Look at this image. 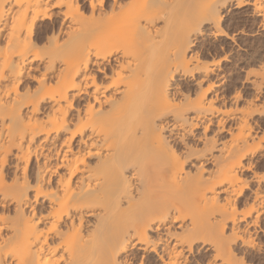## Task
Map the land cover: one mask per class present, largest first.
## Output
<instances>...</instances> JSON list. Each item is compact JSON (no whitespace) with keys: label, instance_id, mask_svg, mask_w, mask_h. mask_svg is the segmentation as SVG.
Instances as JSON below:
<instances>
[{"label":"bare ground","instance_id":"bare-ground-1","mask_svg":"<svg viewBox=\"0 0 264 264\" xmlns=\"http://www.w3.org/2000/svg\"><path fill=\"white\" fill-rule=\"evenodd\" d=\"M230 4L264 29V0H0V264H186L199 246L246 264L264 99L239 107L220 62L191 54L203 26L224 35ZM198 124L200 145L185 143Z\"/></svg>","mask_w":264,"mask_h":264},{"label":"rangeland","instance_id":"rangeland-1","mask_svg":"<svg viewBox=\"0 0 264 264\" xmlns=\"http://www.w3.org/2000/svg\"><path fill=\"white\" fill-rule=\"evenodd\" d=\"M233 6L234 4H230V6L224 7V9L223 8L221 9L223 13L221 24H222L223 31L225 32L224 35H222L221 37L213 38L212 35L211 36L206 35L209 32L207 29L208 26H203L202 28H200V31L201 32L203 31V32L196 36V40H195L196 43L194 42V45L191 48L192 50L191 54L194 52L198 58V62L199 60H201L199 62V64L201 63L200 65L202 64L205 65L206 63H207L206 65H211V64L217 63L218 61L220 62L222 67L216 73V75H218V77L216 78L218 79L217 80L218 83L223 89H228V88L232 89L233 87L232 91L234 89L239 90V92L241 93V99L239 101L238 106L244 108L246 106L244 105L245 101H250V99L253 100V98L256 95L258 96L257 97L258 101H256L255 104L259 105L260 102L263 101L262 99H264V87L261 86L263 85V81H264V73H263L264 70L262 69L264 68V29H261V24H260L261 20L259 17L253 14L251 7L247 6L244 8L242 7L239 9H235ZM47 23H48L47 21L40 23L38 29H42V27L44 25H47ZM223 53L225 54L223 55ZM225 57L228 59V61L225 60L226 59ZM204 62L206 63L204 64ZM38 64L39 63H36L34 64V66H37ZM248 72H250V74ZM37 74H39V72ZM178 75H175L172 84L173 83L178 84V87L181 89V92H185L187 89L188 91H191L192 89V92H198L196 91L198 90V88L195 87L194 85L195 80L193 81V79L198 77L199 75L194 74L193 79L190 76L183 78L182 76L180 75L178 76ZM246 78H248V80L250 81H256V83L258 84L260 83V89L257 90V88L251 86L250 83L246 82ZM204 86L206 87V85L204 84L202 86V89L205 88ZM259 92L260 94L258 95ZM188 115L189 114H186V118L190 117V115L189 116ZM254 118L257 120L264 119L263 116L262 117L254 116ZM262 129H264V127ZM192 131H193V134L186 132V134L184 135L185 143L188 141L189 144H196L199 146L200 143L198 142L197 137L200 135H201L200 137H203V133L201 132L202 125L198 124V127L193 129ZM263 131L264 130H259L257 132L256 138H254L253 143H250L251 145L252 144L254 145V143L257 144L258 142L260 143L261 142L260 140H262L263 142L264 140L262 138L264 136ZM163 134L168 137L171 135V133H169L166 129L163 131ZM205 136L206 137L208 136L209 138H211L212 135L209 131V132H206ZM174 137L175 136H172V139H174ZM219 137L222 138L221 140H225L228 138L227 136L225 137V134L224 135L220 134ZM221 140L218 141L216 144L219 145V143L222 142ZM179 143L180 142H178V145L181 146L182 143L180 144ZM50 144L51 142L50 143L48 142L45 145L49 146ZM45 145L43 146L44 147L43 150H46L47 148ZM260 153L264 154V151L263 152L260 151ZM260 153L258 152V155H256V160H258L259 163L257 164V167H256L257 169L255 168L254 172L256 171L255 174L257 173L259 175L261 174L260 176H264L263 175L264 174V163L261 162V156L263 154L260 155ZM214 154H216V152H214ZM259 155H260V159H259ZM53 162L54 161L52 160L51 163L53 164ZM189 168H190L189 166L188 167L186 166V169H189ZM62 172H63L62 170L59 171V174ZM244 174L245 176L249 178L247 180L248 185H249L248 186L249 189L246 191L247 194H249V192H251L252 190L256 189V187L258 186H260V189L264 191V181L263 180L260 183L259 182L257 183L256 180L251 178V174L249 173L247 174L244 173ZM126 175L131 176V172L129 171L126 172ZM129 179H130V182L132 183L131 184L132 189L135 190L138 187L137 180L134 177L132 178V176L129 177ZM240 208L243 209L244 207H240ZM258 225H259V228H256L257 231L255 234V239L257 241L256 247L258 248V250L257 248H255V250L252 251V249H248V248L245 249L243 247L241 249L239 245L236 247V248L238 247L240 248L239 249L240 255L238 254V258L240 257V259L244 260V263L246 264H264V219H261ZM252 230H250V233L254 234V231ZM241 250L242 251L244 250V251L242 252ZM130 253L135 254L136 252L134 249L129 248L127 254H130ZM211 255L212 253L210 251L206 250V248H202L201 250L199 246V249L193 252V254L190 256L186 264H216V263H213L211 259ZM138 260L140 259L138 258V256H136L134 258V264L135 263L138 264L139 262Z\"/></svg>","mask_w":264,"mask_h":264}]
</instances>
